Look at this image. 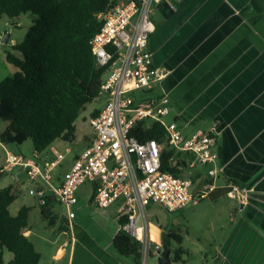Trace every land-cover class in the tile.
Returning <instances> with one entry per match:
<instances>
[{"label":"crops","instance_id":"0c3cea01","mask_svg":"<svg viewBox=\"0 0 264 264\" xmlns=\"http://www.w3.org/2000/svg\"><path fill=\"white\" fill-rule=\"evenodd\" d=\"M151 19L148 50L154 66L167 72L152 96L169 98L166 123H176L184 137L212 128L216 136L217 159L193 171L192 188L195 193L208 182L209 170H220L216 189L196 203L208 199L229 224L210 264H264V0H162ZM228 182L252 189L246 206L226 197ZM10 186L14 192L17 185ZM78 200L63 230L37 236L27 224L24 236L40 255L38 264H135L112 247L120 230L116 211L112 220L107 210L92 212L98 218L93 228L86 216L77 217L87 205ZM88 203L94 205L91 196ZM155 220L148 226L152 257L164 246L162 233H176Z\"/></svg>","mask_w":264,"mask_h":264},{"label":"built area","instance_id":"2783aa9c","mask_svg":"<svg viewBox=\"0 0 264 264\" xmlns=\"http://www.w3.org/2000/svg\"><path fill=\"white\" fill-rule=\"evenodd\" d=\"M160 1L112 0L97 14L101 27L89 45L97 65L106 68L99 91L105 104L89 117L91 137L85 149L71 157L68 170L62 175L55 173L66 157L54 143L43 153L33 152L31 158L6 152L0 168V174L15 169L24 174L30 183L28 195L39 207L49 200L63 207L66 225L75 216L77 190L90 185L94 206L102 211L116 207L117 220H124L120 230L141 245L143 258L150 255L152 244L147 207L158 205L172 213L196 204L216 189L220 172L209 170L208 182L192 192L193 171L217 159L214 129L184 137L176 123L164 121L170 112L169 98L165 94L152 96L167 74L154 66L148 50L149 37L155 32L153 6ZM152 123H159L164 130V143L174 152L167 165L176 167L178 174L161 170L163 145L155 140L139 142L132 135L139 126L148 128ZM178 154L186 155L180 166H176ZM251 192V188L233 182L225 186L226 197L240 207L247 205Z\"/></svg>","mask_w":264,"mask_h":264},{"label":"trees","instance_id":"16d2710c","mask_svg":"<svg viewBox=\"0 0 264 264\" xmlns=\"http://www.w3.org/2000/svg\"><path fill=\"white\" fill-rule=\"evenodd\" d=\"M111 1L0 0V18L11 20L26 13L35 16L23 40L12 47L19 56L5 52L6 62L17 72L0 81V120L7 123L0 133L1 144L29 141L33 152L43 153L55 141H74V122L85 106L99 97L106 71L97 65L89 42L101 27L97 14ZM132 135L139 142L155 140L163 145L161 170L179 173L167 165L174 152L165 145L159 123L139 126ZM184 159L186 155L178 154L176 166ZM15 199L11 186L0 189V264L4 251L11 256L10 264H38L40 255L24 236L30 208L22 206L12 215L9 207ZM40 214L49 227L58 221L51 200L40 207ZM123 222L118 221L119 226ZM162 239L164 245L169 240L178 245L173 261L179 262V255L184 254L182 238L168 232L162 233ZM112 247L120 257H132L135 264H141V245L124 231L114 235Z\"/></svg>","mask_w":264,"mask_h":264},{"label":"rangeland","instance_id":"374dc122","mask_svg":"<svg viewBox=\"0 0 264 264\" xmlns=\"http://www.w3.org/2000/svg\"><path fill=\"white\" fill-rule=\"evenodd\" d=\"M34 18L35 16L29 13L21 14L18 18L11 20L4 17L0 18V81L11 77L17 72L16 68L6 62L5 52L8 51L19 56L17 52L12 50V47L23 40ZM6 35L9 36L8 42L2 44L1 39ZM104 104V97H98L92 103L85 106L84 111L80 113L79 117L74 122V141L70 143L62 141L54 142L56 149L66 157L65 163L55 171L56 174L62 175L66 172L71 157L85 149L91 137V129L88 125L90 114L95 111V109L101 110ZM169 120V118L164 119L165 122ZM6 125L7 123L0 120V133L6 128ZM65 149H70V153H65ZM6 152L21 155L24 158H31L33 150L29 141L21 145H3L0 143V168L4 164ZM14 178H16L17 181H15ZM10 185L17 186L14 190L16 199L10 205L9 212L15 215L20 207H29L30 212L27 224L37 236H43L45 233H49L53 227L56 230L62 225H65L62 219L65 217V209L58 204H53V213L58 216L59 221H57L54 226L49 227L47 225L46 220L41 217L40 207L37 205L36 201L28 195L30 183L27 181L24 174L18 173L17 169L13 170L11 173L0 174V189ZM91 191L92 187L90 185L82 186L77 190L76 197L79 199V204L82 202L87 204L86 207H82L78 210L77 217L86 216L84 221L92 223L91 226L94 228L96 222H98L96 213L98 214L101 212H99L100 210L94 205L92 206L88 203ZM94 211L97 212L93 214L92 212ZM115 211L116 207H110L106 211L111 216V220L115 219ZM146 216L148 221L155 225L156 216L163 230L169 231L174 228L176 233L182 238L180 247L184 251V254L179 255V262L173 263L172 260L178 245L173 240H169V247L164 245L159 251L158 256L152 257L147 255L144 258L142 256L141 264H210L214 253L219 252V243L229 229V224H226V213L220 210V208H212V204L210 205L208 203V199L199 205L189 204L182 210L172 213L167 212L158 205H153L149 209H146ZM88 217L93 222L87 220ZM108 224L111 223L108 222ZM108 226L110 227V225ZM37 248H39L38 245ZM39 250L41 249L39 248ZM41 252L43 257L46 258L45 252ZM3 254L4 264H9L7 260L10 254L7 251H4Z\"/></svg>","mask_w":264,"mask_h":264},{"label":"water","instance_id":"95a60500","mask_svg":"<svg viewBox=\"0 0 264 264\" xmlns=\"http://www.w3.org/2000/svg\"><path fill=\"white\" fill-rule=\"evenodd\" d=\"M8 39H9V36H8V35L4 36V37L1 39V43H2V44H6V43L8 42Z\"/></svg>","mask_w":264,"mask_h":264}]
</instances>
